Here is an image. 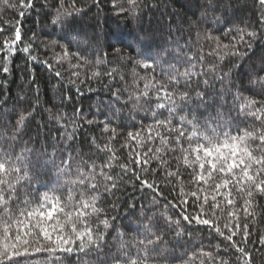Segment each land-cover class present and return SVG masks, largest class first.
<instances>
[{
  "label": "trees",
  "instance_id": "16d2710c",
  "mask_svg": "<svg viewBox=\"0 0 264 264\" xmlns=\"http://www.w3.org/2000/svg\"><path fill=\"white\" fill-rule=\"evenodd\" d=\"M58 10L62 19L53 23ZM262 78L259 0H137L136 6L128 0H0V154L32 162L9 204L13 221L23 224L10 221L9 235L35 224L37 217L26 212L45 193L64 201L72 189L79 199L81 186L72 183L78 170L88 173L95 165L98 174L108 165L103 171L113 177L97 175L100 211L84 209L93 238L101 237L98 249L79 252L77 241L70 253H38L20 264H116L125 251L146 264H264V193L249 197L247 185L237 191L235 181L215 190L230 177L213 172L208 180L207 163V183L197 181L198 163L189 155L186 164L181 149L188 147V121L219 125L232 136L264 127ZM161 84L175 93L172 113ZM183 92L186 100L180 99ZM249 100L257 104L245 107ZM21 115L26 119L18 125ZM157 120H170L168 128L185 132L179 144L177 131L157 126ZM129 133L140 135L132 139ZM161 136L168 137L167 146ZM145 179L151 188L142 184ZM196 216L213 223H198ZM42 223L52 231L54 221ZM4 227L0 223V244Z\"/></svg>",
  "mask_w": 264,
  "mask_h": 264
},
{
  "label": "snow or ice",
  "instance_id": "6c2138e0",
  "mask_svg": "<svg viewBox=\"0 0 264 264\" xmlns=\"http://www.w3.org/2000/svg\"><path fill=\"white\" fill-rule=\"evenodd\" d=\"M7 3V0H5ZM31 0H29V4ZM128 3L136 6L137 0H128ZM261 6H264V0H259ZM74 7V3H73ZM75 11H80V9H75ZM66 15H71V13L66 12ZM62 19V16L58 10L56 20L53 23L59 22ZM243 31V30H239ZM249 36L255 37L257 34L255 32L248 33ZM16 39H20V33L17 31ZM243 39V36H241ZM250 46V45H249ZM225 47H228L225 45ZM27 49H25L26 51ZM67 55V53H65ZM144 67H152V65L144 63ZM7 69H5L6 71ZM57 76L60 75L59 72L56 73ZM99 75V73H95ZM111 75V73H108ZM169 80H175V77L170 76ZM264 80V78H262ZM207 83V81H205ZM148 85H145L147 88ZM167 85L161 84V89L165 92L166 99L172 102L173 107H170L168 110L170 113L176 111L175 100H173L174 92L166 91ZM142 95L147 96V92L142 93ZM198 96H203L202 93H197ZM159 98V97H158ZM188 98V93L183 92L180 94L181 100H186ZM257 101L249 100L247 106L256 105ZM158 107L165 108V104H159ZM256 111H261L257 109ZM252 115L256 119H260L259 116H256V113L253 112ZM26 119L24 115H21L20 119L17 121L18 125L22 124ZM181 120H185V117H181ZM189 124H192V131L188 133L186 139L189 142L187 148L181 149L185 152L184 161L189 163L188 156L194 155L195 159L193 163H198L199 169L201 170L197 176V181H204L205 179V163L208 164L207 169V179H213V172L223 174L225 178L222 183L215 184V190H219L221 187L227 188L230 183L235 181L237 185V191L242 189L244 184L247 185V194L249 197L253 195L254 191L259 193H264V127L260 128L258 131H245L244 135L232 136L229 132L223 131L219 125L211 126L206 123L204 125H199L198 123H193V121H188ZM157 126H164L169 131H177L178 135L176 141L179 144V138L185 135V132L180 129L168 128V125L171 124L170 120L156 121ZM182 127V126H181ZM151 133L152 129H148ZM140 134L137 133L136 136H133L132 133H129V136L132 139H136ZM159 136L160 134L157 133ZM148 139H151L149 135ZM161 143L167 146L168 137L161 136ZM195 140L196 143L193 144L192 141ZM250 141H258L259 143L255 147H250ZM151 151V149H150ZM157 152H160L161 149H156ZM203 161V162H201ZM31 161L23 155L13 157L10 152L5 151L3 154H0V176L4 177L0 179V206L2 207V213H0V223L4 224V233L3 240L4 243L0 244V264H20L21 258L35 257L38 253H55L58 250L63 252H72L73 247L77 241H79L77 250L79 252H85L86 250H91L93 248H99V239L101 238L97 235V239H94V231L90 226H87V221L84 219L88 216V213L84 209L91 208L93 213L100 211L96 207V202L99 198L98 188L99 184L94 183L97 179V175L102 177L104 180L113 181L111 175L105 174L103 167H108L104 165L101 167V170L98 174L95 173V165L92 166V169L88 173L78 170L79 175L75 181H72L73 184L78 183L81 186L79 192V199L76 198L74 190L70 189L67 195V199L62 201L59 197L53 196L49 197L47 193L44 194L43 200L39 202L38 207L31 211L26 212L28 218L37 217L35 224L31 227L25 226L27 228L23 234L19 232L11 237L9 235L10 221L22 225L23 221L16 220L13 221L12 210L9 207L10 202H15L14 198L16 195V184L20 180L24 179L28 175L29 166ZM135 163L140 164V160L136 159ZM148 161L145 160L144 164H147ZM127 167V166H123ZM238 170V173L237 171ZM23 173V175H19ZM13 174L15 179H10ZM172 175V173H169ZM139 179V176H137ZM144 186L149 188L152 187V184L148 180L141 181ZM86 186V187H85ZM112 188L116 187L115 182L111 185ZM110 189L106 186L105 191ZM183 191V189H181ZM89 193H91L89 195ZM231 193H229L230 195ZM193 196H196V193H192ZM215 201V196L212 197ZM208 202L207 196L204 197V203ZM228 204H232L233 201L228 199ZM25 206L31 204V201H25ZM186 203V201H185ZM202 207V206H201ZM46 208V210H45ZM219 208V204L212 205V213L215 215V210ZM20 216H25L24 211L19 212ZM63 217L61 220L60 217ZM185 220H188L187 215L184 216ZM194 219L198 223L204 225H212V221L206 218H201V216H196ZM42 221H54L52 226V231L50 232L48 227H45ZM105 227L108 226L107 221H101ZM79 225H84L83 230H80ZM227 227V225H225ZM216 231H220L219 227L216 228ZM56 233L55 239H53L52 233ZM223 234V233H221ZM232 235H235L233 232ZM232 235L227 237L228 240L232 239ZM14 239L15 243L9 244L7 241ZM147 239V238H146ZM158 239V238H157ZM35 241L36 246L32 247V242ZM45 241L48 243L46 244ZM149 244L153 243L151 239H147ZM141 244L144 243V240L140 241ZM243 252V249H240ZM38 264H47V261L41 260ZM116 264H146V261L140 260L139 258H133L129 252H124V257L122 259H117Z\"/></svg>",
  "mask_w": 264,
  "mask_h": 264
}]
</instances>
